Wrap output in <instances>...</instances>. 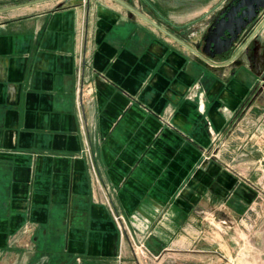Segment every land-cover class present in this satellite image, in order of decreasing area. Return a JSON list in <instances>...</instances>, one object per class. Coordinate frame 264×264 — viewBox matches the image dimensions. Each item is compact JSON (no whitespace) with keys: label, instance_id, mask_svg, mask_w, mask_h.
I'll list each match as a JSON object with an SVG mask.
<instances>
[{"label":"crops","instance_id":"0c3cea01","mask_svg":"<svg viewBox=\"0 0 264 264\" xmlns=\"http://www.w3.org/2000/svg\"><path fill=\"white\" fill-rule=\"evenodd\" d=\"M64 1L0 15V264H150L117 212L153 264H264V230L243 228L264 225V202L205 157L209 130L233 124L217 161L243 167L250 145L259 158L264 136L245 126L264 109L238 118L241 79L198 75L192 52L116 0ZM215 210L234 233L214 238Z\"/></svg>","mask_w":264,"mask_h":264},{"label":"rangeland","instance_id":"374dc122","mask_svg":"<svg viewBox=\"0 0 264 264\" xmlns=\"http://www.w3.org/2000/svg\"><path fill=\"white\" fill-rule=\"evenodd\" d=\"M31 0H0V8L9 6V5H15L18 3H24L28 2ZM51 1V0H47ZM43 1V2H47ZM66 1V0H65ZM65 1L63 3H65ZM77 1V0H73ZM86 1V0H85ZM140 2L141 0H137ZM143 1V0H142ZM151 1V2H150ZM149 2L147 0H144L141 9L143 12L148 14L151 18L154 20L158 21L161 23L163 26L167 27L170 31L173 33L177 34L178 36L184 38L187 42L190 44H202L203 43V34L205 33V30L207 28V25L211 19V16L213 15V10H215L224 0H150ZM162 1L165 6L160 9L157 6H159V2ZM175 2V3H174ZM42 3V2H39ZM87 3V1H86ZM38 3L29 5L30 7H36ZM135 5V4H134ZM145 5V6H144ZM136 6V5H135ZM175 6V7H174ZM160 11L159 13L161 14V17H158L155 15L156 9ZM138 8V7H137ZM11 11V10H8ZM8 11L0 13V15H4V13H7ZM188 12H193L195 15L193 19L190 20H179L178 18H175L176 14H185ZM159 14V15H160ZM171 17H169V15ZM153 16V17H152ZM263 32V31H262ZM255 62L258 60L259 57L254 56ZM261 63V62H260ZM263 63V62H262ZM199 64V63H198ZM263 69L261 73L256 74L255 71L252 69L254 74H256V80H257V90L258 93L261 92L258 96L252 95L245 104V107L242 108V111H240V115H238V118H241L244 113H246L252 106H255V104H259L261 108L264 109V90L262 89V73L264 72V66L262 64ZM201 68V67H200ZM252 68V67H251ZM209 72V71H208ZM208 72H202L199 71L198 75H211L212 73ZM81 73V72H80ZM212 76V75H211ZM212 79H217V77H209V80ZM81 83V82H80ZM204 93V92H203ZM194 94V93H193ZM195 95V94H194ZM194 95H191L192 97ZM201 93L199 94V107L200 109L204 110L205 108V98L200 97ZM205 95V93H204ZM259 106V107H260ZM264 111V110H263ZM264 121V114H262V117H255V121ZM261 124V123H260ZM258 124L256 127L257 129H251L252 124L246 125L245 129L246 132L250 133V130L253 135V131L255 132L254 137L252 139H260L261 137L264 136V124L262 123L261 125ZM233 124L232 127L229 128V131L223 132L221 134L220 132L217 133L213 130H209L210 133H212V145L209 147L207 151H205V157L206 161L210 162L211 164L218 166L219 169L217 170V173L223 169L230 174H233L236 177V183L241 182L242 185H244L245 189L252 192L253 194V199H256L257 201L260 200L264 202V144L263 148L260 150L261 151V156L258 157H252L251 155H247V153H251L252 151V146H246L245 149H243L242 152L244 153V158L245 164L242 167H236L237 161L236 158L234 159L233 162H219L217 160H220L219 158V152L222 148H225L227 145L229 146L228 141H226V138L229 139L231 138V134L233 132ZM247 137V139L251 138ZM231 150V148H229ZM243 155V154H241ZM236 184L232 187H229L230 189H236ZM249 204L252 203V200ZM248 204V205H249ZM247 205V204H246ZM248 207V206H247ZM246 207V208H247ZM117 212V211H116ZM220 210H215L213 215H207L204 214L205 216H208L210 219H212L213 223L212 224V229H210L213 233L214 238H217L220 234L224 232V230H228L230 228L233 233L235 228H231L233 226V223L229 220L225 221L227 218L223 216L221 218L220 215H215L216 213H219ZM118 214L119 216L122 215V226L119 225L118 220L115 218L114 219L118 225V229L120 231L121 237L124 239L128 237L129 239V244L130 247L132 248L133 254L135 258L137 259L138 262H150V264H153L152 260H155L156 258V253H152V250L149 248V246L146 244L144 240H138L134 236L130 234V227L128 225L127 219L123 214L120 213H115ZM244 228V231L246 234H248L249 237L254 236L255 234L259 233L260 231L264 230V225L260 224L259 222L255 225H246ZM204 226H201L199 229V232L201 230H204ZM204 233V231H203ZM202 234V232H201ZM197 255H181L180 256V264H203V260H200V256L202 259H204L206 253L202 252H195ZM200 255V256H199ZM214 259L217 257H221V254L219 253H214L213 254ZM216 260V259H215ZM225 260V259H224ZM226 262V260L224 261ZM149 264V263H148ZM234 264V263H233Z\"/></svg>","mask_w":264,"mask_h":264},{"label":"water","instance_id":"95a60500","mask_svg":"<svg viewBox=\"0 0 264 264\" xmlns=\"http://www.w3.org/2000/svg\"><path fill=\"white\" fill-rule=\"evenodd\" d=\"M43 1L47 0H31L5 6L0 8V13ZM116 1L128 9L131 14L138 15L192 52L196 58V63H199V71H209L212 73V77H217L220 81L228 80L231 77L241 79L247 89L242 108L245 107L246 101L252 95L258 96L261 94V92L258 93L256 91L258 87L257 76L247 63L249 59L246 53L249 41L264 27V20L257 27H255L256 21L252 23L253 18L257 15L256 10L264 6V0H239L236 6L220 12V14L223 12L226 13L223 17L218 16L219 19L207 28L203 34V43L200 45L190 44L184 38L173 33L167 27L137 8L130 0ZM242 7L246 8L239 14L238 12ZM226 31H228V34ZM250 31H252L250 37L242 45H239L240 35L245 36ZM213 60H220V62L216 63Z\"/></svg>","mask_w":264,"mask_h":264},{"label":"flooded vegetation","instance_id":"af4514ba","mask_svg":"<svg viewBox=\"0 0 264 264\" xmlns=\"http://www.w3.org/2000/svg\"><path fill=\"white\" fill-rule=\"evenodd\" d=\"M238 1L239 0H224V2H222L215 10H213V12H212L213 15L211 16V19L207 25V28L213 22H216L219 19L218 16L223 17L224 14L226 13V12H223L220 14V12L226 11L229 8H231L232 6H236ZM245 8L246 7H242L238 13L239 14L242 13ZM256 12H257V15L253 18V21H252V23L256 21L255 27H257L258 24L264 20V6L258 8L256 10ZM207 28H206V30H207ZM263 30H264V27L247 44L246 56H248V59H249L247 61V63L250 67H252V69L255 71L256 74L261 73V71L263 69V67H261L262 64L264 66V31ZM226 33L228 34V31H226ZM251 33H252V31H250L245 36L240 35V37H239L240 44L239 45H242L246 41V39L248 37H250ZM255 55H256V57H259V61L261 63L258 62V60L255 62V60H254ZM230 56H232V55H230ZM224 60H226V59H224ZM213 61L216 63L220 62V60H213ZM261 76H262V89L261 90H264V72L262 73Z\"/></svg>","mask_w":264,"mask_h":264},{"label":"built area","instance_id":"2783aa9c","mask_svg":"<svg viewBox=\"0 0 264 264\" xmlns=\"http://www.w3.org/2000/svg\"><path fill=\"white\" fill-rule=\"evenodd\" d=\"M115 215V218L118 220V223L119 225L122 226V219H123V216L122 215H118V214H114Z\"/></svg>","mask_w":264,"mask_h":264}]
</instances>
